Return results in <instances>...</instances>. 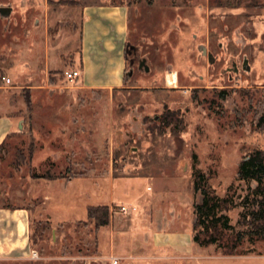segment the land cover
I'll return each mask as SVG.
<instances>
[{
    "label": "rangeland",
    "instance_id": "374dc122",
    "mask_svg": "<svg viewBox=\"0 0 264 264\" xmlns=\"http://www.w3.org/2000/svg\"><path fill=\"white\" fill-rule=\"evenodd\" d=\"M97 4L129 12L119 89L86 90L62 76L81 66L82 10ZM2 7L11 12L0 14V113L10 102L25 126L0 150V207L31 213L24 250L16 244L22 258L4 254L0 264H110V254L123 256L119 264H264V241L238 240L249 211L240 164L264 152V0ZM168 72L177 87L164 83ZM36 84L44 90L27 88ZM165 110L175 114L171 135L138 138L132 115L152 121ZM196 182L207 202L221 201L210 230L193 225ZM90 207L106 208L109 224L96 228Z\"/></svg>",
    "mask_w": 264,
    "mask_h": 264
},
{
    "label": "crops",
    "instance_id": "0c3cea01",
    "mask_svg": "<svg viewBox=\"0 0 264 264\" xmlns=\"http://www.w3.org/2000/svg\"><path fill=\"white\" fill-rule=\"evenodd\" d=\"M128 15V9L124 6L97 4L83 7L80 38L84 47L80 52L81 66L79 68L81 77L77 80L81 84V88L105 91L123 87L126 68L124 50L129 34ZM95 42H98L101 49L98 51L99 53L92 52L95 47H92V45ZM82 52L92 54L93 56H89L91 60L87 56L83 60ZM97 54L100 56H97ZM104 56H107L106 59L109 65V68L105 69H103ZM44 82H48V80L45 78ZM177 86L178 82L176 86L170 87ZM14 88L17 90L18 87ZM27 88H30V90H44L43 86H37V84L34 86L29 85ZM14 94H16V91H14ZM6 108L0 113V147L4 146L11 136L21 132L25 126L23 119L18 116L20 109L18 110L10 102L7 103ZM30 213V209L24 207H0V260L4 257V254L7 255V260L22 258L19 254V246L16 244L22 242L21 248L24 250L26 246L25 238L29 232ZM149 236L145 239L147 243L151 239ZM113 257L123 258V256L117 254H110L108 258Z\"/></svg>",
    "mask_w": 264,
    "mask_h": 264
},
{
    "label": "trees",
    "instance_id": "16d2710c",
    "mask_svg": "<svg viewBox=\"0 0 264 264\" xmlns=\"http://www.w3.org/2000/svg\"><path fill=\"white\" fill-rule=\"evenodd\" d=\"M225 92H221V98H225ZM3 147V146H2ZM0 147V150L2 149ZM47 175H41L40 178H48ZM203 176H198V179H202ZM239 180L244 182L247 187L246 203L248 204L249 211L244 216L246 232L241 231L238 233V240L248 236L257 238L258 241H264V152L261 150H254L250 153L240 164ZM251 183L255 186L251 187ZM202 190L203 200L197 204L195 214L197 216V222L194 226H200L204 230L212 229V225L217 223L219 219L215 218V210L220 205L218 199H215L211 203L207 202L208 193L205 189L201 188L199 183H195L194 190ZM251 197V200H250ZM88 218L95 224L96 228L105 227L109 224V214L106 208L103 207H90L87 211ZM208 219H212L208 223ZM224 227L229 229V225L226 219ZM247 233V234H246ZM194 242L197 241V237H194ZM211 242H215L214 239ZM249 250V249H248Z\"/></svg>",
    "mask_w": 264,
    "mask_h": 264
},
{
    "label": "flooded vegetation",
    "instance_id": "af4514ba",
    "mask_svg": "<svg viewBox=\"0 0 264 264\" xmlns=\"http://www.w3.org/2000/svg\"><path fill=\"white\" fill-rule=\"evenodd\" d=\"M202 52L205 54L206 53L205 49H202ZM131 64H132V62H131ZM164 83L166 84V80L165 79H164ZM166 86H168V85L166 84ZM168 87H170V86H168ZM221 92H223V91H221ZM144 117H146V116L145 115H143V116L140 115V117H138V116L132 115V117H131L132 129L137 133V137L138 138H144L145 136H151V135L153 136V134L157 135V136L159 135L158 136L159 138H161L163 135H167V134H168V136L171 135V133H172L171 130L173 128L172 127V125H173L172 123H173V119L175 118V114L174 113L168 112V111L165 110L160 115H155L152 118V121H145ZM151 129H153V131H151ZM159 129H163L164 131L161 133V132H159L160 131ZM165 131H167V133H165ZM151 132H153V134ZM156 132H159V133H156ZM194 193H195V195L199 196V199H197L192 205V214L194 216V224H195L197 222V216L195 214L196 206H197V204L201 203V201L203 200V195H202V190L201 189L195 191ZM178 217H179V215H178ZM157 221L160 222V224L162 222L164 224L166 220L164 219L163 215L161 216L159 214V216L157 215ZM147 236L145 235V238H147Z\"/></svg>",
    "mask_w": 264,
    "mask_h": 264
},
{
    "label": "built area",
    "instance_id": "2783aa9c",
    "mask_svg": "<svg viewBox=\"0 0 264 264\" xmlns=\"http://www.w3.org/2000/svg\"><path fill=\"white\" fill-rule=\"evenodd\" d=\"M64 81L68 82V83H74L76 82L80 77H81V71L80 68L78 69H74V68H70L68 70H65L62 74ZM10 81L9 79H5V83L8 84ZM120 210L122 212H127L130 210V208L121 206ZM119 263V259L118 258H111L110 259V264H118Z\"/></svg>",
    "mask_w": 264,
    "mask_h": 264
},
{
    "label": "bare ground",
    "instance_id": "6f19581e",
    "mask_svg": "<svg viewBox=\"0 0 264 264\" xmlns=\"http://www.w3.org/2000/svg\"><path fill=\"white\" fill-rule=\"evenodd\" d=\"M177 75L174 72H168L166 74V83L169 86H176L177 85Z\"/></svg>",
    "mask_w": 264,
    "mask_h": 264
},
{
    "label": "water",
    "instance_id": "95a60500",
    "mask_svg": "<svg viewBox=\"0 0 264 264\" xmlns=\"http://www.w3.org/2000/svg\"><path fill=\"white\" fill-rule=\"evenodd\" d=\"M11 12V9L10 8H6V7H2L0 8V14L1 15H9ZM146 69V68H145Z\"/></svg>",
    "mask_w": 264,
    "mask_h": 264
}]
</instances>
